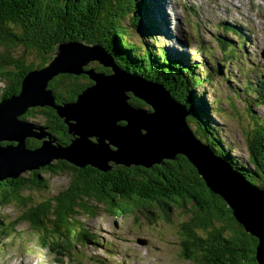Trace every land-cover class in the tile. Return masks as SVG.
I'll return each instance as SVG.
<instances>
[{"label": "trees", "instance_id": "obj_1", "mask_svg": "<svg viewBox=\"0 0 264 264\" xmlns=\"http://www.w3.org/2000/svg\"><path fill=\"white\" fill-rule=\"evenodd\" d=\"M154 11L153 0H0V78L12 84L7 88L11 91L1 99L18 93L28 71L45 66L61 41L101 44L119 65L120 59L125 60L122 68L162 83L189 112L187 121L195 137L264 191V72L250 73L245 80L230 83L231 94L224 95L228 105L214 100L216 106L208 113L197 102L194 90L203 81L214 85L218 76L220 82H227L234 75L227 68L222 70L209 45L201 44L198 49L204 54L199 62L194 57L196 61L171 56L155 37L137 41L136 29L144 27L147 16L155 18ZM190 13H195L193 7ZM229 31L235 32L237 43L220 35L215 37L220 47L235 46L226 56L235 55L237 59L246 41L235 28ZM142 33L148 37L146 27ZM22 48L36 53L40 63L14 58ZM11 64L18 70H8L6 67ZM94 68L112 72L101 65ZM80 75L59 74L50 81L58 103L76 100L92 84L88 75ZM129 95L134 107L149 109L144 100L133 93ZM223 111L227 116H236L235 122L246 135L245 163L234 156L231 138L222 136L230 133L229 129L213 118ZM36 117L44 122L35 124L44 126L59 142H70L68 126L55 109L37 106L22 116L32 121ZM41 143L36 138L27 140L32 148ZM48 173L66 175L69 182L52 193ZM12 205L18 207L19 214L9 220L0 213V241L6 235L25 237L26 233L18 229L25 224L37 243L60 263L65 262V257L76 261L77 245H100L90 221L100 215L102 207L112 217L130 212L138 219L155 222L160 217L159 220L174 225L181 236V257L193 264H260L256 255L259 238L247 230L223 196L211 191L196 166L182 154L151 168L119 165L109 172L57 160L0 181V209ZM242 211L240 218L249 222L250 214ZM178 212L185 214V219L177 226L174 216Z\"/></svg>", "mask_w": 264, "mask_h": 264}, {"label": "water", "instance_id": "obj_2", "mask_svg": "<svg viewBox=\"0 0 264 264\" xmlns=\"http://www.w3.org/2000/svg\"><path fill=\"white\" fill-rule=\"evenodd\" d=\"M93 61L112 72L97 71L90 66ZM65 73L86 74L92 84L76 100L58 103L49 84ZM129 93L144 100L149 109L134 107ZM37 106L51 107L64 119L69 143L59 142L44 126L22 118ZM188 115L164 85L122 68L101 44L61 41L45 66L28 71L18 93L0 100V181L57 160L109 172L119 165L151 168L182 154L259 238L256 255L264 264V191L201 143L189 128ZM29 138L42 143L29 147ZM242 209L253 225L240 218Z\"/></svg>", "mask_w": 264, "mask_h": 264}, {"label": "rangeland", "instance_id": "obj_3", "mask_svg": "<svg viewBox=\"0 0 264 264\" xmlns=\"http://www.w3.org/2000/svg\"><path fill=\"white\" fill-rule=\"evenodd\" d=\"M227 1L153 0L154 15L158 13V19L156 20L157 15H155V18L154 16H147L144 27L140 26L135 32L137 41L155 37L157 44L165 47L171 56L184 60H193L194 57L198 58L197 60L200 62L203 60L202 55H204L203 52H198L201 44L211 47L212 53H210L218 58V64L222 70L227 68L234 77L227 82H220L221 76H218V83L212 85L207 84V81H203V84L194 90L197 102L199 100L200 105L208 109V113L216 106L214 100L220 99L225 106L228 105L229 102L224 95L231 94L230 83L237 84L236 79L243 81L246 79V75L250 73L259 74L264 72V24L253 23L252 15L241 13L240 16L237 12H234L237 20H241L246 26L244 27L237 20L229 21L226 16V10H229L226 4ZM192 7L195 8L194 14L189 12ZM164 12L165 16H163ZM258 14L260 18L264 19V4L261 5ZM165 18L170 23L171 33L162 32V24H164ZM220 21H225L227 24H236L244 32L240 31L248 36L244 49L238 51L239 58L237 59L235 55L232 58L226 56L227 52L231 51V47L236 49L235 46L225 48L220 47L218 44L216 35L238 42L237 35L232 32L226 33L221 27L216 26L220 24ZM128 25L130 26V23ZM145 27L148 30V37L143 36L142 33ZM236 33L239 34L238 31ZM174 37L178 38L182 45L176 44ZM25 52L26 50L23 48L17 50L14 58L25 57L28 63H40L41 58L36 53ZM124 61V59H120V65ZM229 61L232 63L230 64ZM12 65H8L6 68L8 70H18V67ZM90 66L98 67L100 64L93 61ZM155 83L163 85L162 83ZM11 85L9 81H3L0 78V99ZM214 116L212 117L218 123L222 122L229 129L230 133H223L222 136L231 138L235 148L234 156H239L245 163L244 160L248 158L247 140L243 129L241 130L239 123L235 122L236 116H227L225 111ZM38 121L44 122L40 117H36L33 122L37 123ZM47 176L50 178L52 193L61 190L69 182L66 175H51L48 173ZM17 208L15 205L2 207L0 213L11 220L19 214ZM100 210V215L90 221L91 226L99 235L100 245H77L74 249V252L76 251V254H74L76 261H73V258L69 257L70 260L65 257V262H57L53 258L54 255L47 253L37 243L36 237L27 230L26 225L22 224L18 229L26 233V239H24L25 237L6 235L0 241V264H35L39 259L42 264H74L77 262V264H193L181 257V236L178 228L174 225L166 224L159 220L160 217H157L155 222H150L144 217L138 219L130 212L128 215L116 218L108 215L104 208L101 207ZM184 219L185 214L178 212L174 216V223L178 226Z\"/></svg>", "mask_w": 264, "mask_h": 264}, {"label": "bare ground", "instance_id": "obj_4", "mask_svg": "<svg viewBox=\"0 0 264 264\" xmlns=\"http://www.w3.org/2000/svg\"><path fill=\"white\" fill-rule=\"evenodd\" d=\"M156 5V4H155ZM157 8V7H156ZM163 10V9H162ZM155 15H157L156 16V20L158 19V13H156ZM162 15V14H161ZM163 16H165V12L163 13ZM170 21V20H169ZM162 22V21H161ZM156 25H158V24H156ZM162 27H163V30H162V32H168V33H171L170 32V23H168L167 22V19L165 18L164 19V24H162ZM159 30V29H158ZM166 35V34H165ZM171 41V40H170ZM174 41L176 42V44H181L182 45V43L180 42V40L178 39V38H176V37H174ZM181 54V53H180ZM182 55V54H181ZM151 60V59H150ZM81 76V75H80ZM255 185V184H254ZM212 191V190H211ZM213 192V191H212Z\"/></svg>", "mask_w": 264, "mask_h": 264}, {"label": "flooded vegetation", "instance_id": "obj_5", "mask_svg": "<svg viewBox=\"0 0 264 264\" xmlns=\"http://www.w3.org/2000/svg\"><path fill=\"white\" fill-rule=\"evenodd\" d=\"M10 91H11V89H7V90H6V93H9Z\"/></svg>", "mask_w": 264, "mask_h": 264}]
</instances>
